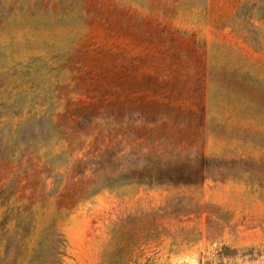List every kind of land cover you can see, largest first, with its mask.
Wrapping results in <instances>:
<instances>
[{
    "label": "rangeland",
    "instance_id": "rangeland-1",
    "mask_svg": "<svg viewBox=\"0 0 264 264\" xmlns=\"http://www.w3.org/2000/svg\"><path fill=\"white\" fill-rule=\"evenodd\" d=\"M206 1L0 0V264H264V0Z\"/></svg>",
    "mask_w": 264,
    "mask_h": 264
},
{
    "label": "crops",
    "instance_id": "crops-1",
    "mask_svg": "<svg viewBox=\"0 0 264 264\" xmlns=\"http://www.w3.org/2000/svg\"><path fill=\"white\" fill-rule=\"evenodd\" d=\"M240 1L241 0H207L206 20L202 26V33L198 34L199 38L201 36V38L205 40H215L232 37L235 40H239L240 38L235 35L236 33H229V31L226 30V26H228L229 22L233 20L236 10L240 6ZM184 30L188 31V28L186 27ZM187 39L191 41L194 38L190 37ZM242 46H244V49L250 54L256 52H253V50L245 43H242Z\"/></svg>",
    "mask_w": 264,
    "mask_h": 264
},
{
    "label": "trees",
    "instance_id": "trees-1",
    "mask_svg": "<svg viewBox=\"0 0 264 264\" xmlns=\"http://www.w3.org/2000/svg\"><path fill=\"white\" fill-rule=\"evenodd\" d=\"M240 5H241V4H240ZM242 8H243L242 5L238 7V9L236 10V13H235V15H234V19H240V18L243 16L242 13H241ZM249 8H250V9H256V10H258V9H260L261 7H258L255 3H253V4H251V5L249 6ZM251 18H252V15H250V18H249V19H251ZM253 29H254V30H253L254 35L251 36V37L246 36V39H247V40H248V41L254 46V48H256L258 51H262V52H264V49H263V47H262L263 42H262V40H261V37L259 36V32L256 31V28L253 27Z\"/></svg>",
    "mask_w": 264,
    "mask_h": 264
}]
</instances>
